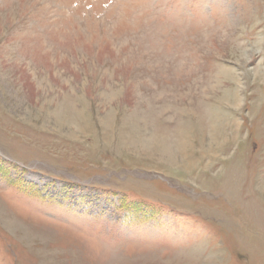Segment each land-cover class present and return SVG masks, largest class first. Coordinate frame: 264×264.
I'll return each instance as SVG.
<instances>
[{"label": "rangeland", "instance_id": "374dc122", "mask_svg": "<svg viewBox=\"0 0 264 264\" xmlns=\"http://www.w3.org/2000/svg\"><path fill=\"white\" fill-rule=\"evenodd\" d=\"M0 264H264V0H0Z\"/></svg>", "mask_w": 264, "mask_h": 264}]
</instances>
